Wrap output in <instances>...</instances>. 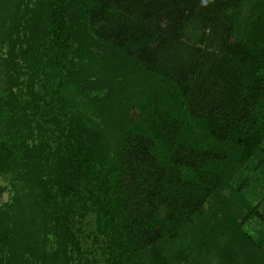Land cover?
<instances>
[{"label":"trees","instance_id":"1","mask_svg":"<svg viewBox=\"0 0 264 264\" xmlns=\"http://www.w3.org/2000/svg\"><path fill=\"white\" fill-rule=\"evenodd\" d=\"M41 5L0 0V93L22 84V35L25 54L41 45L47 63L25 72L20 90L33 94L42 77L49 86L12 120L0 97V168L21 180L0 210V264L89 262L72 226L88 212L108 264H264V227L256 238L244 229L253 218L264 225V0ZM99 41L142 82L137 117L106 131L75 98L74 58ZM248 188L262 200L252 204ZM48 228L57 248L42 253Z\"/></svg>","mask_w":264,"mask_h":264},{"label":"rangeland","instance_id":"2","mask_svg":"<svg viewBox=\"0 0 264 264\" xmlns=\"http://www.w3.org/2000/svg\"><path fill=\"white\" fill-rule=\"evenodd\" d=\"M17 1H25V3L29 5L28 8L32 10H34L33 8L36 6H42L41 4L45 2V0ZM22 7H24V4ZM38 11L36 16L30 18V20H32L31 22L35 23V26L41 25L43 20L42 12L40 9H38ZM77 15V6H71L69 8V16L72 18ZM28 42L27 37L22 35L18 45H16V51L18 49L16 61L22 65L20 68L22 72L20 74V81L22 84L19 86L13 85L9 92L6 90L0 93V97H9L8 104L4 107V110L10 114L11 120L16 117L18 118L17 114H19V109L22 108L34 94L41 95L45 98L48 97L49 86L45 84L43 77L41 78V82H38L34 86L33 94H29V91L23 92L20 90H25V87L22 86L23 81L27 79V74L25 72L31 69L32 66H36L34 64L38 66L45 64L46 66L47 63L46 56L40 54L38 51L41 49V45L32 47L30 51L25 54L24 48H26ZM74 44L76 47L78 46L77 42H74ZM29 56H31L30 59ZM24 59H26V61ZM74 62L75 69H79L78 78L80 82V91L75 98L79 99V104L82 105L85 114L89 113L87 114L89 118H84L88 119L86 122L89 125L93 126L94 129L106 131V127L115 124L116 121L124 122L125 119L132 120L137 117L138 102H140L142 95L140 87L142 82L138 78L140 70L132 68L129 63H125L126 61L118 56L114 48L104 45L102 41L93 42L90 45L89 52L82 47L81 51L79 50V54L74 58ZM73 82L74 80L70 81L69 88L72 92H75L79 89L77 83ZM12 92H15L14 95ZM37 103L38 105L43 104L42 100H39ZM91 103L92 105L90 106L89 104ZM93 103H95V105ZM48 126L51 127L52 130L55 127L53 122ZM13 129L11 130L13 131ZM33 131L37 132L35 129ZM106 133L107 132H105V134ZM51 134L49 139L53 138L54 134H57V131L54 130ZM56 144L57 142L53 140L52 145L54 148ZM3 168L4 166L2 165V168H0V210L4 209L7 203L13 202L14 197L17 195L16 189H19L21 183L20 178L13 180L11 177L17 174L16 171H12L11 169L9 172H5ZM258 192L259 189L256 190V193H254L252 188L246 190V196L250 198L252 204H256L262 200V195H259ZM262 192L264 194V189ZM16 212V208L11 209L13 215ZM50 226H54L53 223ZM72 226L75 229L80 228L82 231V236L78 234L79 238H81L82 254H84L89 262H87L86 259H82L81 264H95L92 261L93 256H95L97 263L108 264V251H105L103 236L98 233L94 214L88 212L86 216L78 220V222L73 221ZM262 227H264V225L253 218L245 224L244 229L256 238ZM49 229L51 228L42 231L41 234L38 232L39 237L41 235L42 238L45 237L43 244L46 243L47 245L41 246L42 253H49L57 248L56 245H53L54 241H52V238L55 239L54 233L52 232V234H50L47 232ZM59 259L60 258H57L56 262H59ZM181 264H185V262Z\"/></svg>","mask_w":264,"mask_h":264}]
</instances>
